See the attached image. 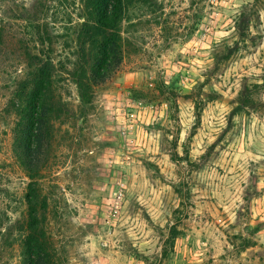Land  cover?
I'll list each match as a JSON object with an SVG mask.
<instances>
[{"label":"rangeland","instance_id":"rangeland-1","mask_svg":"<svg viewBox=\"0 0 264 264\" xmlns=\"http://www.w3.org/2000/svg\"><path fill=\"white\" fill-rule=\"evenodd\" d=\"M126 1L121 66L90 105L70 75L86 0L13 5L11 18L40 27L23 40L51 42L55 70L66 66L35 177L53 264H264V0ZM10 71L0 79V264H25L31 178L16 95L31 70Z\"/></svg>","mask_w":264,"mask_h":264},{"label":"trees","instance_id":"trees-1","mask_svg":"<svg viewBox=\"0 0 264 264\" xmlns=\"http://www.w3.org/2000/svg\"><path fill=\"white\" fill-rule=\"evenodd\" d=\"M29 1L33 0H0V79L11 75L10 70L14 71L21 63H25L31 70L26 79L17 84L16 95L21 103H25L18 144L31 178L26 194L28 225L24 237L25 264H53V249L44 227L47 199L35 177L46 160L44 152L50 138L55 86L58 82L55 81V74L64 72L66 66L60 60L61 69L55 70L49 38L47 41L50 43L47 44L44 40L41 43L34 39H29V42L23 40L25 36H30V30L39 31L40 27L32 26L30 20H24V24H20L18 18L10 16L15 13V5L18 7L20 3ZM125 2L127 1L86 0L85 7L89 15L82 23L77 37L81 61L76 71L70 74L74 78L79 98L85 105L92 104L95 89L108 81L121 66L123 57L119 24ZM6 5L10 7L6 8ZM87 45L92 47L91 63L86 61Z\"/></svg>","mask_w":264,"mask_h":264}]
</instances>
